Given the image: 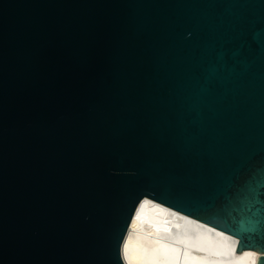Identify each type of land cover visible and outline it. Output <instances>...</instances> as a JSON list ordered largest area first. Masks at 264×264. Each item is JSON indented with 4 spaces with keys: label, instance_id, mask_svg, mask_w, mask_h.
I'll return each mask as SVG.
<instances>
[{
    "label": "water",
    "instance_id": "water-1",
    "mask_svg": "<svg viewBox=\"0 0 264 264\" xmlns=\"http://www.w3.org/2000/svg\"><path fill=\"white\" fill-rule=\"evenodd\" d=\"M145 196L264 261V0H0V264H126Z\"/></svg>",
    "mask_w": 264,
    "mask_h": 264
},
{
    "label": "bare ground",
    "instance_id": "bare-ground-1",
    "mask_svg": "<svg viewBox=\"0 0 264 264\" xmlns=\"http://www.w3.org/2000/svg\"><path fill=\"white\" fill-rule=\"evenodd\" d=\"M236 242L234 236L145 196L136 206L121 251L126 264L257 262L258 251H233ZM245 252L255 257L238 259Z\"/></svg>",
    "mask_w": 264,
    "mask_h": 264
},
{
    "label": "snow or ice",
    "instance_id": "snow-or-ice-1",
    "mask_svg": "<svg viewBox=\"0 0 264 264\" xmlns=\"http://www.w3.org/2000/svg\"><path fill=\"white\" fill-rule=\"evenodd\" d=\"M218 235H222V233H218ZM127 249V244L125 245V250ZM235 249H233L234 251ZM252 258L255 257V253H249V252H245L244 255L242 257H239L238 259H244V258ZM253 264H256V260L253 259ZM260 264H264V261H261Z\"/></svg>",
    "mask_w": 264,
    "mask_h": 264
}]
</instances>
